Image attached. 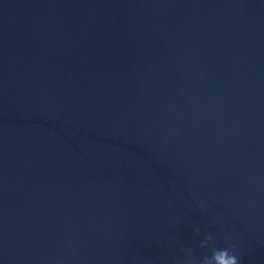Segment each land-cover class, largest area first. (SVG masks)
<instances>
[{"label": "water", "instance_id": "water-1", "mask_svg": "<svg viewBox=\"0 0 264 264\" xmlns=\"http://www.w3.org/2000/svg\"><path fill=\"white\" fill-rule=\"evenodd\" d=\"M206 232L264 264V0H0V264Z\"/></svg>", "mask_w": 264, "mask_h": 264}, {"label": "clouds", "instance_id": "clouds-1", "mask_svg": "<svg viewBox=\"0 0 264 264\" xmlns=\"http://www.w3.org/2000/svg\"><path fill=\"white\" fill-rule=\"evenodd\" d=\"M194 236L201 235L200 229H193ZM199 248L202 255L199 257L195 254V249L181 247L184 254L183 259H178L177 264H241V258L236 251L235 245L228 243L224 247L218 246V242L213 233L206 232L199 241Z\"/></svg>", "mask_w": 264, "mask_h": 264}]
</instances>
